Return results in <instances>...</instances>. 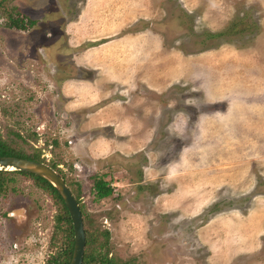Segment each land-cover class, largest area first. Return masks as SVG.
<instances>
[{"label":"rangeland","instance_id":"374dc122","mask_svg":"<svg viewBox=\"0 0 264 264\" xmlns=\"http://www.w3.org/2000/svg\"><path fill=\"white\" fill-rule=\"evenodd\" d=\"M83 2H2L1 139L39 155L64 179L92 238L84 249L93 252L90 264L102 258L115 264H264V0H131L118 11L126 26L116 18L111 26L126 36V68L134 67L130 60L139 51L130 41L140 38L143 50L157 52L147 66L164 61L165 68L179 70L173 81L161 75L160 86L172 85L153 100L163 111L159 119H147V139L125 130L129 121L126 127L115 122L123 133L117 139L126 143L122 154L114 151L120 146L114 139L105 146L97 138L110 137V130L88 131L108 120H88L86 111H78L119 94L104 64L94 71L74 65L76 53L116 51L106 43L110 38L86 42L76 53L68 47V25ZM16 16L35 25L9 29L7 19ZM210 62L224 69L222 79L236 95L207 103L201 98L199 76L184 72L194 68L189 66L204 72L197 66ZM88 81L100 82L101 90L84 85ZM143 85L139 76L126 77L134 103ZM131 110L126 106V114ZM178 111L187 116L185 131L171 121ZM93 178L104 179L111 196L95 200ZM58 217L49 192L30 177L9 175L0 194V264H47L61 257L69 234Z\"/></svg>","mask_w":264,"mask_h":264},{"label":"crops","instance_id":"0c3cea01","mask_svg":"<svg viewBox=\"0 0 264 264\" xmlns=\"http://www.w3.org/2000/svg\"><path fill=\"white\" fill-rule=\"evenodd\" d=\"M129 1L131 3V0H128V2ZM128 2L126 0H84L82 8L76 16V19L68 25L69 33L72 34L71 39H68L69 41H72V44L68 47L72 49L74 53H76V50L86 42L93 43L102 39L107 40L109 38L110 39L107 40L106 43L111 44L116 48L115 52L113 51L112 53L105 55H103L102 52H100L98 49H95L98 48V46L93 48L95 49V52L86 51L85 53H76L74 54V65L75 67H78V69L82 66H85L87 69L94 71L99 68L98 65L102 66L104 64L105 69L103 72L108 75L106 76V78L108 79L107 81H111L110 84L115 85V87L117 86L119 89L117 90L119 91L117 99L109 96L108 98H105L104 101H95L93 104L84 106L81 110H78L83 112L86 111L85 114L87 115L88 120L93 121L98 117L108 120L104 125L97 127L90 126L88 131L101 130V132H104V130H110V137L107 135H103L98 136L97 138H99L100 140L105 139L107 141L105 146H108L109 140L112 139H114L113 141L118 142L120 146L114 149V151H118L117 154L126 153V143L117 139L122 138L123 133L120 134L119 131L115 130V122L120 121L126 127V122L129 121L130 125L129 127L127 126L125 130L130 129V132H133L132 136L134 134H138L139 138L141 137L143 139H147V134H144L143 132L147 119L157 120L162 116L163 111V106L157 104L153 100L161 97L165 93V91L168 92V88H171L172 85L171 83H169L165 84L166 87L160 86L163 85L161 75L165 76V80L169 81H173L172 79L179 75L178 67L172 66L169 68H165L163 66L164 61H162L161 65L158 66H147V64L150 63L149 60L155 59L157 52L154 51L148 54L147 50H143L142 45L138 44L141 41L140 38H132V40L130 41L139 51L135 56L131 58L132 60H130L132 64L135 63L134 67L132 68L128 66V68H126V36H120L117 32L115 33L111 25L114 18H116L115 20L119 22L118 26H121L125 23L124 19L119 16L118 11L126 10V6L127 8H129L128 5H130V3ZM99 11L103 14H100ZM114 12H117V15ZM124 26H126V23L124 24ZM152 37H146L147 41H153ZM154 40V43L156 44L157 40ZM120 45H122L123 47H121ZM120 47L121 50H119ZM152 53H154V55H152ZM94 55L95 57H92ZM121 55H123V59H120ZM169 60L172 59H166V61ZM213 64V62H210L208 68L198 64L200 65V67L197 66V68H199V70L205 69L204 72L194 73L195 66H189L194 68L192 70L187 69L184 72L188 77L191 74L193 76H199L197 78V81L200 82L198 91L201 94V98L206 101L205 103H207V100H209L210 98H216L220 96L232 97L236 95V89L234 90L231 87H227V83L225 82V80H223L224 78L222 79L223 75H225L224 69L218 64ZM128 65H130V62H128ZM162 69H164L165 71ZM163 71L165 73H162ZM201 75L207 77L202 79V82L200 77ZM135 76H139L141 80L147 83V86H142L143 89L137 93L139 94V96L135 97L138 102L134 103L132 100L133 97H131L130 93L126 95V77L133 78ZM92 82L93 81H88L84 83V85L89 86L95 91L101 90L100 82ZM106 87L109 88L108 85H106L105 88ZM122 88L125 92L122 91ZM152 102L155 103L152 104ZM130 105L132 106V110L128 114H126V106L129 107ZM191 107L193 106L191 105ZM197 114L198 117L199 115L200 117H202L203 115L201 113ZM172 116L173 118L171 121H179L181 124H183L180 127L181 130L185 131V125L188 121L187 116L185 115V111H178L177 113L172 114ZM198 119L200 120V118ZM197 120L195 121V124L199 126V122L201 121ZM147 141L148 140H146L144 144L148 143ZM142 142L143 141H141V143Z\"/></svg>","mask_w":264,"mask_h":264},{"label":"trees","instance_id":"16d2710c","mask_svg":"<svg viewBox=\"0 0 264 264\" xmlns=\"http://www.w3.org/2000/svg\"><path fill=\"white\" fill-rule=\"evenodd\" d=\"M4 1L8 2L9 0H1L0 6H2V2H4ZM12 1L13 0H10L11 6H12V4H11ZM7 22H8L7 27L9 29H15V30H18L21 32L27 31L28 29L33 28V26L35 25V22H33V21H28L25 23L21 19L20 16H16V18L9 17L7 19ZM218 36L219 35H211L210 38H216ZM0 157H12V158L26 159V160H30V161H34L37 163L44 164L43 163L44 161L40 159L39 155H35V154L26 155L24 152L16 151L5 140H2L1 137H0ZM44 165H46V164H44ZM51 169L53 170V168H51ZM9 175H22V176L30 177L31 179H33L37 183V185H39L43 190L49 192L50 195L53 196L57 200L58 205H59V217H58L57 221H58V223H62V225H64L66 227V232H67V234H69L67 237L69 239H68L67 244H65V249L63 250L61 257H59L58 259H57V257L56 258L53 257L50 260H48L47 264H69L70 259H71V255H72V250H73V238H72L73 233H72V227H71V221L69 219V215L67 213V210H66L60 196L53 189V187L51 185H49L47 182H45L44 180L37 178L33 175L20 173V172H11V173L10 172H0V194H2L6 189V178ZM58 176L60 178H62L61 175L58 174ZM63 181H64V179H63ZM92 181H93L92 192H93V196H94L95 200L99 201V200H102V199H105V198H108L109 196H111L112 190H111L109 184L104 181V179L93 178ZM74 199H75V197H74ZM75 201L77 203V199H75ZM77 205H78V203H77ZM91 242H92L91 235L89 234V232L85 231L86 251L88 250L87 247H89ZM92 255H93V252H88V253L84 252L82 264H90L89 262H90V260H92V257H91ZM100 260L101 261L98 264H115L106 258H102ZM120 264H126V262H123Z\"/></svg>","mask_w":264,"mask_h":264},{"label":"water","instance_id":"95a60500","mask_svg":"<svg viewBox=\"0 0 264 264\" xmlns=\"http://www.w3.org/2000/svg\"><path fill=\"white\" fill-rule=\"evenodd\" d=\"M0 172H20L33 175L47 182L60 196L69 219L73 233V250L69 264H82L85 249V231L80 209L66 183L50 167L34 161L0 157Z\"/></svg>","mask_w":264,"mask_h":264}]
</instances>
